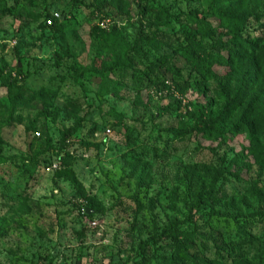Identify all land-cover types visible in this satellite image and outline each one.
I'll return each mask as SVG.
<instances>
[{
  "label": "rangeland",
  "instance_id": "374dc122",
  "mask_svg": "<svg viewBox=\"0 0 264 264\" xmlns=\"http://www.w3.org/2000/svg\"><path fill=\"white\" fill-rule=\"evenodd\" d=\"M222 1L264 12V0ZM38 2L0 0V264H264V117L226 137L194 132L239 84L264 101L263 59L184 86L182 35L208 37V0H109L101 20L94 0ZM21 7L70 20L40 35ZM103 20L134 69H111L118 52L92 39ZM148 65L159 88L147 86ZM8 72L23 95L8 93ZM168 229L190 239L193 259H172Z\"/></svg>",
  "mask_w": 264,
  "mask_h": 264
},
{
  "label": "trees",
  "instance_id": "16d2710c",
  "mask_svg": "<svg viewBox=\"0 0 264 264\" xmlns=\"http://www.w3.org/2000/svg\"><path fill=\"white\" fill-rule=\"evenodd\" d=\"M31 8L35 9L39 7V0H21ZM109 0H94L95 11L92 13L94 18L102 19L100 16L102 9L107 5ZM121 1V0H120ZM15 5H18V0H13ZM74 2H82V0H74ZM224 1L222 0H208L206 6L205 16L201 22L208 27V37L201 41L194 37L189 36L187 33H183L182 37L185 42V50H181L180 55L185 60V62L190 66L188 76L182 82L184 86H188L189 80L193 79L195 82H205L209 79L210 75L217 72V69H226L239 66H248L254 68L255 64H260L256 60L263 59L264 61V47L259 49V45L264 43V12H259L255 9H243L241 8V13L237 15L235 12H231L228 8L221 9ZM231 9L234 8V3L231 4ZM24 13L26 9L21 7ZM4 13H10V10H4ZM197 13V12H195ZM155 17L157 19H164L167 17V13L163 9L154 10ZM26 15L32 20L33 23H37L36 31L40 32V35H44L45 31L50 32H61L68 25L69 18L54 19L51 26H46V19L50 18L51 14L39 13V14H29ZM215 19L220 25L219 28L212 27L207 18ZM41 19V20H40ZM40 20V21H39ZM91 37L93 40L98 41L100 44L105 45L107 48L112 50V52H118L114 56V65L112 68L116 70L122 69L131 70L134 69L132 62L127 58L126 42L125 39L117 29L113 26L110 30L106 31L99 28L97 25L93 28L91 32ZM152 44L155 46L160 44V42L153 38L151 39ZM204 43L208 44V49L204 48ZM258 48V49H257ZM123 60L129 61L127 66L123 64ZM165 58L163 63L165 65L169 64ZM164 65V66H165ZM156 66V64H154ZM154 66H147V76L150 78V82H147V86H155L159 88L160 84H163L164 79L158 81V78L151 79L154 71ZM17 71H19L16 68ZM168 72H174L177 77H181V71L179 69L170 70L166 68ZM12 73L8 72L7 79L4 84L8 90V93H18V95H23L19 92L21 86L13 83L11 80ZM258 81H255L257 83ZM14 103V100H13ZM172 105H168L167 108H171ZM178 107V106H177ZM238 116L237 120L234 121L233 117ZM249 116L264 117V101L258 100L252 96L251 93L244 94L243 86L238 85L234 89L233 96L230 100H225V103L221 106L220 110L212 117L207 119V124L205 127H197L194 132L198 137L209 139L212 136L215 138L226 137L227 134L236 133L237 130L247 129V124L244 120ZM228 125V130L223 132L224 127ZM70 132V131H69ZM64 138L65 135H63ZM65 147V146H63ZM251 153L255 152V146L251 148ZM257 153L259 161L262 163L264 161V150ZM51 158H45L43 166L51 163ZM260 191V190H259ZM258 191V192H259ZM254 189V193H258ZM260 198H264V191L257 194ZM90 210L89 208H85ZM92 215V212L90 213ZM93 217V216H90ZM163 235L169 242L166 244L168 247V252L172 254V259H193L188 255L189 250L192 248L190 245V239L182 234H178L175 231L165 230ZM220 257V256H219Z\"/></svg>",
  "mask_w": 264,
  "mask_h": 264
},
{
  "label": "built area",
  "instance_id": "2783aa9c",
  "mask_svg": "<svg viewBox=\"0 0 264 264\" xmlns=\"http://www.w3.org/2000/svg\"><path fill=\"white\" fill-rule=\"evenodd\" d=\"M54 19H61L60 15L57 12L52 13L50 18L46 19V21H45L46 26H51ZM96 25L99 28L108 31L111 23L103 20V21L97 22ZM174 97H176L177 99L180 100V98L177 96L176 93H174ZM182 103L184 104L185 102L182 101ZM56 168H57V164L51 163L50 165L46 166L45 169H46V172H53L56 170Z\"/></svg>",
  "mask_w": 264,
  "mask_h": 264
},
{
  "label": "water",
  "instance_id": "95a60500",
  "mask_svg": "<svg viewBox=\"0 0 264 264\" xmlns=\"http://www.w3.org/2000/svg\"><path fill=\"white\" fill-rule=\"evenodd\" d=\"M91 213V211L90 210H88V209H86V214H90Z\"/></svg>",
  "mask_w": 264,
  "mask_h": 264
}]
</instances>
